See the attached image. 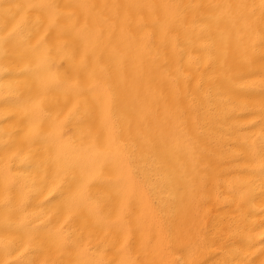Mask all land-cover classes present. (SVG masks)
<instances>
[{
  "label": "bare ground",
  "instance_id": "1",
  "mask_svg": "<svg viewBox=\"0 0 264 264\" xmlns=\"http://www.w3.org/2000/svg\"><path fill=\"white\" fill-rule=\"evenodd\" d=\"M0 264H264V0H0Z\"/></svg>",
  "mask_w": 264,
  "mask_h": 264
}]
</instances>
